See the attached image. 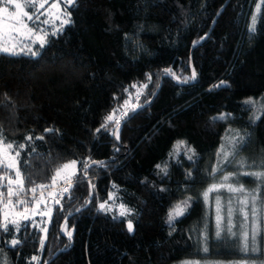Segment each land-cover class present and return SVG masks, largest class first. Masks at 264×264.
Listing matches in <instances>:
<instances>
[{"label":"trees","instance_id":"obj_1","mask_svg":"<svg viewBox=\"0 0 264 264\" xmlns=\"http://www.w3.org/2000/svg\"><path fill=\"white\" fill-rule=\"evenodd\" d=\"M226 1L75 0L71 22L36 46V56L0 53V128L12 152L25 145L20 166L34 182L26 180L25 188L51 185L56 169L73 160L78 179L59 204L49 201L43 246L41 217L20 221L18 231L7 223L5 232L0 213V264L247 258L237 235H215L212 224H201L203 191L241 170L240 161L264 160V0H228L223 7ZM134 84L147 87L120 118L117 139L114 123L101 124L132 99ZM249 98L256 103L246 104ZM84 162L91 164L86 173ZM247 171L236 174L237 182L255 188L259 181ZM6 172L0 168L1 176ZM105 201L130 212L101 211ZM183 201V215L169 223ZM10 204L16 202L1 201L0 208ZM13 239L20 243L12 246Z\"/></svg>","mask_w":264,"mask_h":264},{"label":"rangeland","instance_id":"obj_2","mask_svg":"<svg viewBox=\"0 0 264 264\" xmlns=\"http://www.w3.org/2000/svg\"><path fill=\"white\" fill-rule=\"evenodd\" d=\"M21 2H24V0H21ZM35 2L39 3V0H35ZM51 2H53V0H49V4ZM5 6L8 7L9 12L15 11V8L12 5H6L5 0H0V7ZM61 7H65L63 2H61ZM48 8L49 5L46 4L45 9ZM45 9L40 10L41 12L45 13L44 15L40 16V21L49 18ZM23 19L27 22L26 17ZM31 22H28L30 26L37 27L38 25L37 30L39 28H43L46 29L49 34L61 26V21L59 19H51L50 23L47 25L38 23L35 20L33 22H35L36 25H32ZM13 25H16V22L10 20L6 14L0 15V46L11 47L13 43L18 40H23L25 44H30L31 42L29 40H26L18 32L13 31ZM16 27H18V25H16ZM31 46L33 50L36 51L35 47L39 46V44H33ZM19 55L31 54L21 53ZM140 92L142 93L143 89H140ZM136 101L137 91L129 101V104L125 105L123 109L116 114L117 118H122L124 115H121V113H124L133 107V104H135ZM2 146L3 145H0V147ZM12 155H15V153L12 152ZM252 168L261 169L258 167V165L245 163L244 166H241V170L237 169L234 172L235 174L232 173L229 180H224V176H229V174H224L217 182L210 184L202 193L204 214L201 224H203L206 228L208 224H212V227L215 230V235H220L223 231H225L230 236L237 235L240 239L241 250L244 252L247 258L239 261H217L203 257L199 260H184L177 264H264V181L258 180L253 176V179L259 181V183L256 184L254 188V186L247 187L245 185L239 184L236 179V174H241L243 171H245V169L248 170L247 172H249V169ZM72 172H77V163L75 168L62 171L61 177L58 178V181L61 180L59 183L66 182L65 177L69 176ZM253 172H255V170ZM213 185H216L217 187L209 191ZM220 185L224 186L220 187ZM228 185H231L233 188L242 187L244 191L231 192L228 190ZM206 191L208 192L207 198L204 196ZM252 196L256 197L255 202L252 201ZM50 200H48L47 197L42 198L40 200L41 203L39 206H37V203H35L34 205L25 206L22 208H17L18 204H10L6 209H3L2 207L0 208V213L2 215L1 221L3 223H11L12 221L20 222L24 220L20 214L25 213V209H27V215L29 216V219L36 216L41 217V223L39 225L41 231V240L45 242L47 231L44 232L41 229L48 228L51 216L49 217L48 215H42V213H47L49 209H51L52 213V207L51 204H49ZM245 200L247 201L246 204L241 203ZM107 207L112 211L118 213L121 212L120 206L109 204ZM253 208H255V212H253ZM230 209L231 211H229ZM218 216L220 217L219 221L217 219Z\"/></svg>","mask_w":264,"mask_h":264},{"label":"snow or ice","instance_id":"obj_3","mask_svg":"<svg viewBox=\"0 0 264 264\" xmlns=\"http://www.w3.org/2000/svg\"><path fill=\"white\" fill-rule=\"evenodd\" d=\"M61 2H63L65 4V7H61ZM75 3V0H53V2H51L49 4V0H39V3L35 2V0H24V2H21V0H5V4L6 5H12L15 8L14 12H9V9L7 6L5 7H0V15H4L6 14L8 16V18L12 21L16 22V25H18V27H16V25H13V31L18 32L21 36H23L26 40H29L31 43L30 44H25L23 40H18L15 43H13V45L11 47L8 46H0V53H4V54H8V55H19L21 53L24 54H31L32 56H36L38 54L37 51L33 50L32 46L33 44H39L40 48H43L44 45L48 42L47 41V37L49 36V32L46 29L43 28H38L37 27H32L29 25L28 22L31 21H37L38 23H42V24H49L51 19H59L61 21V26L60 28L55 29L51 35H56L59 31L62 30L63 26L66 24H69L71 22V20L69 18H67L69 16V8ZM48 4L49 8L45 9V5ZM41 9H45V11L47 12V15L49 18L44 19L43 21H40V16L44 15V12H41ZM27 18V22L23 19V18ZM253 27L250 30H254V23H255V19L256 17L253 16ZM23 45V46H21ZM166 74H173L171 73L170 69H165L164 70ZM174 75V74H173ZM196 76L195 71H193L192 74V78L194 79ZM152 77L148 76V80L151 81ZM219 85H217L218 87ZM133 88H137V99L139 98V95H141L142 93L140 92V89L147 87V85H132ZM127 91V89L125 90ZM246 104H254L256 103L253 99L249 98L248 100L245 101ZM129 101L126 100L125 101V105H128ZM123 107V106H122ZM134 110V108L132 109ZM119 111V109H113L112 113H110L109 115H107L104 118V122L101 124V129H105L108 128L110 124L114 123L117 129L116 135H117V139H119L118 136V129H119V125H120V119L117 118L116 113ZM121 115H127V112L121 113ZM221 118H224L223 116ZM101 129H97V131H100ZM46 132H52L54 131V129H45ZM5 137L3 135V130L2 128H0V145H3L2 147H0V168H2L5 171H8L9 173L11 171L15 172V177L12 178L11 175L8 176H0V181H3L5 179H7V196L9 198L11 197H16V204L19 205H23L25 203H28V201L26 199H21V194L25 193V192H31L33 193V199L35 200V193L37 188H40L41 190H44L48 187L54 186L57 181L58 178L61 177V173L62 171L71 169V168H75L76 166V161L73 160L70 163H66L64 165H62L61 168L56 169L55 175L52 176V183L51 185H36L32 188H25V181L27 180L28 183H34L33 181L30 180V178H27L23 175L22 169H21V151L25 145H19V149L15 151V155H12V150H13V144L12 143H6L5 142ZM27 140H31L32 137H26ZM37 139H43V136L41 137H37ZM243 139V138H241ZM184 144V141H179L177 148H179L180 146H182ZM34 151V149H33ZM222 154L225 157V160L228 159L229 154L227 152H224L223 149L221 150ZM234 155V153H233ZM189 159H191V157H189ZM26 163V162H25ZM92 163H98L101 167L103 166L104 162H92ZM241 166H244L245 162L244 161H240L239 162ZM251 166V165H250ZM83 167L85 170V173L87 172V170L91 167V164L89 162H84L83 163ZM157 167H160L159 165H157ZM258 167H260L261 169H264V160L261 161V164L258 165ZM219 171L218 168H214L213 172ZM190 175V174H189ZM232 174H229V176H224V180L227 181L229 180L230 176ZM244 175H250V176H254L256 177V179L264 181V170L261 171H255V172H245ZM65 181L67 183V187L64 188V192H68L69 189L73 186L74 183L78 182V179L76 177V173L72 172L69 176L65 177ZM3 185L0 184V187H2ZM224 185H220V187H223ZM216 185H213L210 190L216 188ZM228 190L231 192H236V191H244V189L241 188H233L231 185H228ZM3 193L0 192V199H2L3 197ZM205 198H207L208 196V192L206 191L204 193ZM109 200L113 199V194L110 193L109 194ZM256 197L252 196V201L255 202ZM9 202H12L11 199L9 200ZM37 206H39V204L41 203V201L37 200ZM54 203L59 204L60 201L58 199L54 200ZM241 203H247V201H242ZM108 202L105 201L103 203H101L99 205V208L101 211H107L110 210L108 207ZM187 206V201H183L180 204H177L176 206H174V208L169 212V217H168V222L171 223L173 220H175L177 217L183 215L184 210ZM121 208V212L120 215L121 216H125L128 215L130 210L126 209L125 206L123 204L120 205ZM219 210V209H218ZM231 211V209L229 210ZM253 212H255V208H253ZM20 215H22L24 220L29 219V216L27 215V209H25V213H21ZM42 215H48L49 217L51 216V209H49V211L47 213H42ZM218 221L220 219V217H217ZM12 224H14L16 226L17 231L20 228V224L18 221H12ZM3 230L5 232L9 231V226L7 223H5L3 226ZM127 229L129 232L133 231V224L131 221L128 222L127 224ZM42 231L46 232L47 229H41ZM62 231L66 232V235L69 237V239H71L72 236V232L67 230V224H65L64 226H62ZM254 239V236H253ZM20 241L13 239L11 241L12 246H16L17 244H19ZM44 241L41 240V245L43 246ZM246 246H247V238H246ZM33 260L37 259V257H33Z\"/></svg>","mask_w":264,"mask_h":264},{"label":"built area","instance_id":"obj_4","mask_svg":"<svg viewBox=\"0 0 264 264\" xmlns=\"http://www.w3.org/2000/svg\"><path fill=\"white\" fill-rule=\"evenodd\" d=\"M8 175H10V173L6 172L4 176L6 177ZM0 176H1V174H0ZM12 178H14V177H12ZM2 185L7 187V179L4 180V183ZM67 186L68 185L66 182H61V183L57 182L54 186L48 187L44 190L37 188L36 193H35V197H36L35 200L33 199V193H31V192L22 193L21 199H26L27 201L32 200L34 203H37L36 202L37 200L40 201L42 198L47 197L48 200L52 199L50 201H54V200L58 199L63 194V190ZM10 199L12 202L16 201V197L9 198L7 196V192H6V194L3 195L2 199H0V202L3 201L5 203L9 204V203H11V202H9Z\"/></svg>","mask_w":264,"mask_h":264},{"label":"water","instance_id":"obj_5","mask_svg":"<svg viewBox=\"0 0 264 264\" xmlns=\"http://www.w3.org/2000/svg\"><path fill=\"white\" fill-rule=\"evenodd\" d=\"M228 1V0H227ZM227 1L224 3V5H223V7H225L226 6V3H227ZM158 89V88H157ZM156 93H157V90L155 91V93H154V95L152 96V98L150 99V101L154 98V96L156 95ZM115 134H116V132H115ZM114 134V135H115ZM96 162H104V161H96ZM95 165L96 164H98V163H94ZM55 257V254L52 256V258L51 259H53ZM50 259V260H51ZM49 261H47L45 264H47Z\"/></svg>","mask_w":264,"mask_h":264},{"label":"crops","instance_id":"obj_6","mask_svg":"<svg viewBox=\"0 0 264 264\" xmlns=\"http://www.w3.org/2000/svg\"><path fill=\"white\" fill-rule=\"evenodd\" d=\"M8 207H9V206H8ZM8 207H5V209L8 208Z\"/></svg>","mask_w":264,"mask_h":264}]
</instances>
